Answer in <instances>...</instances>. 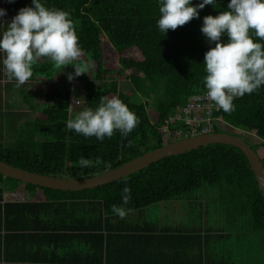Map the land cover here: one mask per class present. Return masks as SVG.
Listing matches in <instances>:
<instances>
[{"label":"trees","instance_id":"obj_1","mask_svg":"<svg viewBox=\"0 0 264 264\" xmlns=\"http://www.w3.org/2000/svg\"><path fill=\"white\" fill-rule=\"evenodd\" d=\"M41 2L46 7L69 13L81 48L78 63L93 64V78L83 83L80 109L70 106L71 99V104L77 100V91L68 86L66 77L39 96L41 106L35 102L29 84L37 80V74L49 78L56 76L54 72L58 70L46 57H41L40 64L33 66L30 81L19 88L11 83L19 93L11 95L8 110L2 112L0 108V161L39 174L87 177L172 142L174 139L169 140L168 135L173 136L176 130H183L185 134L183 121L167 122V119L191 94L205 91L202 61L208 45L200 32L202 17L226 10L228 0H216L213 8L205 5L199 10L198 18L168 30L165 35L158 31L155 23L159 16L157 0ZM14 3L1 0L8 11L17 8V12L21 7L31 6V0L24 5ZM5 29V25L3 29L0 26V32ZM131 49L138 51L137 58L126 55ZM109 56H112L111 67L106 63ZM71 68L68 65L63 70L68 73ZM121 75L123 80L118 81ZM112 96H118L139 118V124L127 137L114 131L112 137L98 141L94 136L85 138L66 129V121L80 110L95 108L101 97ZM233 103L234 111L226 113L220 109L214 115L230 125V133L238 137L242 136L236 130L257 136L259 142L250 144L255 151L264 147V86L234 99ZM153 112L155 120L150 118ZM220 128L214 124L212 131L219 132ZM80 157L89 160V166H81ZM259 157L264 165V155ZM125 182L131 189V199L125 206L130 209L128 214L143 212L161 201L192 199V204H200L204 197L217 198L219 212L216 214L221 217L223 227L254 241L262 251L261 264H264V197L244 154L236 147L221 143L163 157L109 183L83 190L22 184L0 174V200L4 191L18 188L29 197L24 201H0V262L175 264L176 260L169 254L157 255L160 251L157 241L165 240V235L171 239L172 236L182 237V244L188 239L200 238L196 231L202 229V213L206 211L195 206L191 218L188 215L184 223L174 227L176 234H158L161 228L144 219V224L139 225L146 235H136L140 231L138 223L135 227L126 222L128 215L120 219L111 212L113 204L121 203ZM189 219L192 221L186 223ZM207 221L204 227L211 231L214 227ZM10 236L19 237L22 245L34 246L10 256L7 248ZM125 238L134 240L132 248L125 246L122 240ZM140 239L148 245L146 259L141 257L145 251L140 248ZM185 256H188L187 251L181 254ZM200 263L201 259L189 264Z\"/></svg>","mask_w":264,"mask_h":264},{"label":"clouds","instance_id":"obj_2","mask_svg":"<svg viewBox=\"0 0 264 264\" xmlns=\"http://www.w3.org/2000/svg\"><path fill=\"white\" fill-rule=\"evenodd\" d=\"M157 4L156 27L165 35L168 30L198 18L199 10L205 5L212 7L217 2L199 0L193 4L192 0H157ZM225 9L215 16L202 17L200 32L208 45L202 61L205 96L215 107L230 113L235 110L234 99L264 86V0H228ZM6 15V10L0 8V18ZM6 25L0 32V64L5 76L15 80L17 88L32 77V66L41 57L53 62L61 69L59 72L65 66H72L74 73L67 74L68 81L86 73L89 65L78 63L81 48L68 12L46 7L41 0H31V6L19 8ZM138 124L135 113L118 96H112L101 97L95 108L80 110L66 121L65 127L85 138L94 136L103 141L112 137L114 131L127 137ZM78 162L85 167L90 163L84 157ZM130 194L131 189L125 182L121 203L111 206V212L120 219L130 211L125 207Z\"/></svg>","mask_w":264,"mask_h":264},{"label":"crops","instance_id":"obj_3","mask_svg":"<svg viewBox=\"0 0 264 264\" xmlns=\"http://www.w3.org/2000/svg\"><path fill=\"white\" fill-rule=\"evenodd\" d=\"M16 0H14L15 2ZM27 1L29 0H17V2H13L14 4L17 5V3H21L22 5H24ZM8 3L7 0H2V3ZM0 4H1V0H0ZM21 5H18V7H20ZM1 8H4V4H1ZM14 8V7H13ZM16 9L13 10H6L7 15L0 18V26L1 29H3L4 25H6V22L10 21L11 18L15 15L13 12H16ZM1 59H2V53H0ZM41 62V58H39L36 63L33 66H36L38 64H40ZM33 66H32V70H33ZM0 72H1V76H0V108L1 111L3 110H8V105L7 102L9 103V99H11V95L12 94H17L19 93V90H17V88H14V85L11 83H15L12 82V80H9L8 78L5 77V74L3 72V65L1 64L0 67ZM68 72V71H67ZM62 73H65V71L63 70ZM60 74V73H59ZM57 76V73H56ZM54 76V77H56ZM67 76V74H66ZM75 77V76H74ZM31 78L28 80L30 81ZM37 80H44L42 76H39V78H37ZM46 80V79H45ZM48 81V80H46ZM57 81V80H56ZM59 81V79H58ZM58 81L56 82V84L58 83ZM63 81V79H62ZM65 81L68 82L67 78H65ZM49 82V81H48ZM52 82V81H50ZM76 82V81H75ZM7 84H9V86L7 87ZM31 89L33 91H35V86L37 84H39V81H32L31 82ZM52 84V83H51ZM45 90L48 89V86L41 84ZM5 87H7L5 89ZM42 89V87L40 88V90ZM44 90V92H45ZM42 91V90H41ZM43 92V93H44ZM42 93V94H43ZM41 94V95H42ZM35 96V95H34ZM15 99V98H14ZM35 102L41 106L43 103L41 101V99L39 98V96H35L34 97ZM20 108V106H19ZM24 108V105H22V109ZM2 111V112H3ZM4 115V114H3ZM2 116V115H1ZM3 120L5 121L4 116H2ZM12 124H15L14 122ZM3 199H1L0 201L2 202ZM192 199H184V200H172V201H161L158 202L156 205H162V208L164 207V211H161V215H154L151 212H148V208L143 209V212H140L139 210L136 211L135 213H131L128 214V218L126 219L127 223H130L131 225H134L135 227L137 226L138 223V228H140V231L136 232V235H138L139 233L142 234V236L146 235L145 229H142L139 225L140 222H142V224H144V219L148 220V224L151 222H153L154 224H157L160 228L161 231L158 232L159 233H166L169 232L176 234L177 232L174 230V227H179L181 224H177L178 223V211L181 210V207L183 208V214H187L190 215L191 212L194 211L195 206L199 205L201 211H206L203 212V217L204 220H202L201 223V228L199 231V237L200 238H195L194 241L189 240L186 241L185 243L182 244V237H174L172 236L171 238H167L165 235V240L162 241H157V243L159 244L158 246H156L158 249H160V251L157 253L158 256H165L168 255L170 256L171 259L176 260L175 264H189V263H197L198 261H200L201 259V263L200 264H257L256 260H251L253 258V256L251 254H242L243 257L240 260H236L234 256H232L228 251H227V247L232 246L233 244H235L236 246H238L240 243L238 240H243V237H240V235H238L235 232H229L227 231L224 227H220V224H216V220H210L208 219V217L206 218V215L210 212L213 215V211L210 210V205L206 204V202H203V199H201L199 201L200 204H192ZM155 206V205H154ZM181 206V207H180ZM218 218L220 219L221 217ZM207 220H209L210 223H212L213 225V229L211 231H207L205 226V222H208ZM192 221V220H190ZM167 234V235H169ZM198 234V233H197ZM145 239V238H144ZM125 246L132 248L133 246V242L134 240H130V239H122ZM140 248L141 250H144L145 253L141 254L142 258H147L149 251L147 250L148 245L146 243H144L141 239H140ZM23 240H21L19 237L17 236H10L7 242V248L9 250V255L13 256L16 254H19L20 252H24L26 251V249L30 248L32 245L31 243L28 245H22ZM223 245V247L221 246ZM138 249V247H136ZM182 249V250H180ZM139 250V249H138ZM187 251L188 256H185V258L181 257L182 253H185ZM51 254V253H50ZM172 254V255H171ZM174 254H176V256H173ZM164 259V258H163ZM161 260V257L160 259ZM178 261H182V262H178ZM2 264V262H0ZM59 264V263H58ZM102 264H106V263H102ZM258 264H261L258 263Z\"/></svg>","mask_w":264,"mask_h":264},{"label":"water","instance_id":"obj_4","mask_svg":"<svg viewBox=\"0 0 264 264\" xmlns=\"http://www.w3.org/2000/svg\"><path fill=\"white\" fill-rule=\"evenodd\" d=\"M227 144L239 149L246 157L254 180L264 197V165L258 153L251 147L249 142L230 132H207L183 137L164 144L158 148L136 156L121 165L100 174L87 177H59L53 175L39 174L12 166L0 161V174L11 177L22 183H30L40 187L59 190H83L97 187L130 174L136 170L146 167L159 159L183 153L185 151L209 144Z\"/></svg>","mask_w":264,"mask_h":264},{"label":"rangeland","instance_id":"obj_5","mask_svg":"<svg viewBox=\"0 0 264 264\" xmlns=\"http://www.w3.org/2000/svg\"><path fill=\"white\" fill-rule=\"evenodd\" d=\"M137 53H138V51L136 50V49H131V50H129V51H127V53H126V55H128V56H130V57H133V58H137ZM111 60H112V56H109L108 58H107V61H106V63H107V65H109L110 67L112 66V62H111ZM89 65V64H88ZM93 64H91V65H89V67H88V69H87V71H86V73L85 74H81V75H79L78 77H74L73 78V80L72 81H68L69 83H67L68 84V86L70 87V88H74L76 91H77V100H76V102H73V104H71V101H73L72 99L70 100V106H71V108H72V105H75L76 107H78V109H80V103H81V101H82V88H83V83H84V81L85 80H89V79H92L93 78V73H91V69H93ZM59 71H61V69H58L57 71H55L54 73H57V76L56 77H49V78H46L45 76H42L41 74H37L36 75V77L37 78H39V76H42L43 77V79L44 80H42V81H40V80H35V81H39V84H37L36 86H35V91H33V93L32 94H34L35 96H42L43 94V92H44V90H45V88L41 85V84H44V85H46V86H48V89L47 90H50V89H52V88H54V86H56L57 84H56V82L58 81V79L59 80H62L64 77H66V74H69V73H74V70L71 68L70 70H68V73H62V72H59ZM60 74H59V73ZM127 73H125V75H126ZM113 77V76H112ZM48 80V81H46V80ZM34 80V79H33ZM57 80V81H56ZM123 80V76L121 75V76H119L118 77V81H122ZM50 81H52V82H50ZM76 81V82H75ZM65 82V81H64ZM52 83V84H51ZM66 83V82H65ZM31 85L32 84H29V86L31 87ZM42 87V91L40 90V88ZM42 94V95H41ZM138 100H139V98H137ZM79 104V105H78ZM151 107H153V106H151ZM181 114H183V112L182 111H179ZM150 114V113H149ZM150 118H151V120H155V118H156V114L153 112V113H151L150 114ZM220 126H221V131H224V132H230L231 131V126L230 125H228V124H226V123H224V122H221L220 123ZM206 127V126H205ZM198 128V131H196V132H193L192 134H190L189 136H192V135H196V134H199V133H207V132H214V131H212L213 129H210V128H206V129H208L207 131H204V132H201V129H199V127H197ZM204 128V127H203ZM236 130V129H235ZM237 131V133L238 134H240L242 137L241 138H243L246 142H249L250 144H252V145H254L253 143H256V142H259V138L257 137V136H255L254 134H252V133H249V132H246V131H242V133H240L238 130H236ZM180 134V133H179ZM179 134L178 133H173V136H170V135H168L171 139H169V140H172V139H174L173 141H175V140H177V139H180L179 138ZM181 137V136H180ZM153 150V149H152ZM150 151V150H149ZM146 152H148V151H146ZM259 155H264V147L262 146V147H259L258 149H257V151H256ZM145 153V152H144ZM143 154V153H142ZM142 154H140V155H142ZM139 155V156H140ZM110 170V169H109ZM105 171H107V170H105ZM102 173V172H101ZM73 177H79V176H73ZM22 183V182H21ZM22 184H27V183H22ZM28 184H30V183H28ZM33 185V184H32ZM22 187H23V185H21ZM35 186H38V185H35ZM13 191H22L23 192V194L24 195H26L25 197H26V199H28L29 197H28V195H27V193L22 189V188H18V189H16V190H12V191H4L3 192V197H2V202H5V201H10V198H8V199H5L4 198V193H11V192H13ZM206 194V193H205ZM204 194V195H205ZM15 198V197H14ZM20 199V198H19ZM22 199V198H21ZM203 202L205 203L206 202V204H209L210 205V210H212L213 211V215H207L208 216V218H210V219H214V220H216V224H220V227H223V221H222V219H219L218 218V213L216 214V212H219V206H218V204H219V202H218V200H217V198H214V197H211V198H208V197H204L203 198ZM181 207V206H180ZM149 209H151L150 211H151V213L152 214H154V215H161V211L163 212L165 209H164V207L162 208V205L160 204V205H155V206H151V207H149ZM178 223L177 224H182V223H184L185 222V219H188V215H186V214H183V208L181 207V210L180 211H178ZM189 217L191 218V216L189 215ZM188 221H190V219L189 220H187L186 221V223L188 222ZM239 241V245L238 246H236L235 244H233L232 246H230V247H227L226 249H227V251L232 255V256H234L235 257V259L236 260H240V259H242V257H243V253L244 254H251L252 256H253V258L251 259V260H256L257 262V264L258 263H260L262 260H263V254H262V251H260V248L257 246V245H255L254 244V241H248L246 238H244L243 237V240H238ZM222 247H223V245H221Z\"/></svg>","mask_w":264,"mask_h":264},{"label":"built area","instance_id":"obj_6","mask_svg":"<svg viewBox=\"0 0 264 264\" xmlns=\"http://www.w3.org/2000/svg\"><path fill=\"white\" fill-rule=\"evenodd\" d=\"M206 91V90H205ZM205 91L200 93L191 94L185 104L177 109L175 114L167 119V122L183 121L186 130L185 134L181 130H176L175 133H180L179 137H187L193 132L201 129V132L207 131L210 128L213 129L214 124L220 126L222 122L220 116H215L214 112L220 109L215 107L214 104L209 101L205 96ZM179 111H182L181 114ZM206 126V127H205ZM204 127V128H203ZM15 197V198H14ZM4 198L12 201H24L25 195L22 191H13L11 193H4ZM20 198V199H19ZM22 198V199H21Z\"/></svg>","mask_w":264,"mask_h":264}]
</instances>
